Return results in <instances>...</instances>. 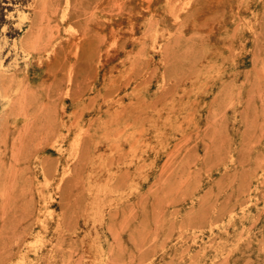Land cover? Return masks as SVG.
<instances>
[{"label": "rangeland", "instance_id": "1", "mask_svg": "<svg viewBox=\"0 0 264 264\" xmlns=\"http://www.w3.org/2000/svg\"><path fill=\"white\" fill-rule=\"evenodd\" d=\"M0 264H264V0H0Z\"/></svg>", "mask_w": 264, "mask_h": 264}]
</instances>
